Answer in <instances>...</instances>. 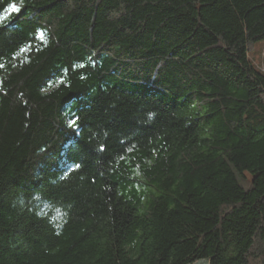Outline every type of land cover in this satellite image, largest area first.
I'll use <instances>...</instances> for the list:
<instances>
[{
    "label": "trees",
    "instance_id": "obj_1",
    "mask_svg": "<svg viewBox=\"0 0 264 264\" xmlns=\"http://www.w3.org/2000/svg\"><path fill=\"white\" fill-rule=\"evenodd\" d=\"M258 42L264 0H0V264H264Z\"/></svg>",
    "mask_w": 264,
    "mask_h": 264
},
{
    "label": "rangeland",
    "instance_id": "obj_2",
    "mask_svg": "<svg viewBox=\"0 0 264 264\" xmlns=\"http://www.w3.org/2000/svg\"><path fill=\"white\" fill-rule=\"evenodd\" d=\"M249 59L257 70L264 73V42H258L249 47Z\"/></svg>",
    "mask_w": 264,
    "mask_h": 264
},
{
    "label": "snow or ice",
    "instance_id": "obj_3",
    "mask_svg": "<svg viewBox=\"0 0 264 264\" xmlns=\"http://www.w3.org/2000/svg\"><path fill=\"white\" fill-rule=\"evenodd\" d=\"M11 10L12 11H15V12H18L19 11V9L15 5H12L11 6Z\"/></svg>",
    "mask_w": 264,
    "mask_h": 264
},
{
    "label": "water",
    "instance_id": "obj_4",
    "mask_svg": "<svg viewBox=\"0 0 264 264\" xmlns=\"http://www.w3.org/2000/svg\"><path fill=\"white\" fill-rule=\"evenodd\" d=\"M197 264H208V262L207 261H203V262H199Z\"/></svg>",
    "mask_w": 264,
    "mask_h": 264
}]
</instances>
